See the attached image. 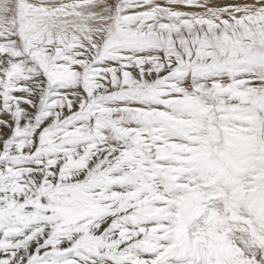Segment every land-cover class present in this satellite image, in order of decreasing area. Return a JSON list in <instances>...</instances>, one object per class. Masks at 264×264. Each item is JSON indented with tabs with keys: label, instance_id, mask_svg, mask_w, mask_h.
Masks as SVG:
<instances>
[{
	"label": "snow or ice",
	"instance_id": "snow-or-ice-1",
	"mask_svg": "<svg viewBox=\"0 0 264 264\" xmlns=\"http://www.w3.org/2000/svg\"><path fill=\"white\" fill-rule=\"evenodd\" d=\"M0 264H264V0H0Z\"/></svg>",
	"mask_w": 264,
	"mask_h": 264
}]
</instances>
